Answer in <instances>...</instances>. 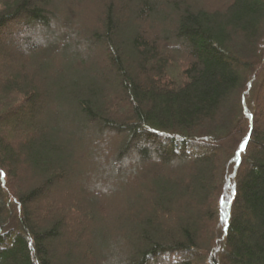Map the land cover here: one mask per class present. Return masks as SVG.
<instances>
[{
  "label": "trees",
  "instance_id": "trees-1",
  "mask_svg": "<svg viewBox=\"0 0 264 264\" xmlns=\"http://www.w3.org/2000/svg\"><path fill=\"white\" fill-rule=\"evenodd\" d=\"M94 1L0 0V36L12 24L36 32L76 19L55 71L43 59L32 70L26 49L46 54L63 28L0 54V264H91L86 255L102 252L107 227L113 264H264V131L256 126L264 116V0H225L230 5L214 12L189 0H104L100 29H92L75 6ZM49 105L61 112L60 127L47 125ZM66 131L80 143L123 137L106 167L114 173L128 163L140 174L157 163L177 170L191 163L193 174L154 173L126 200L129 218L115 229L114 220L96 218L98 228L85 219L92 235L74 246L65 234L69 215H35L71 174ZM96 204L79 198L75 210L82 205L92 216ZM191 205L199 209L194 219ZM176 215L175 228L161 221Z\"/></svg>",
  "mask_w": 264,
  "mask_h": 264
},
{
  "label": "rangeland",
  "instance_id": "rangeland-1",
  "mask_svg": "<svg viewBox=\"0 0 264 264\" xmlns=\"http://www.w3.org/2000/svg\"><path fill=\"white\" fill-rule=\"evenodd\" d=\"M194 3L200 9L214 12L216 10L223 11L224 8L230 5L229 2H225V0H189ZM104 0H95L91 3L89 7L83 6L81 10L80 4L75 6L78 16L80 15V11H85V16L87 20V25L89 28L95 29L99 28L100 25L97 22L96 12H98V7L103 4ZM54 11H59V16L62 18H66L68 15L67 9L64 7H55ZM62 21V20H61ZM76 19H71L68 24L64 23V21L58 23L57 21H52L50 25L48 24H40L36 27V32H32L26 30L23 25H10L7 27L9 31V35L3 34L0 36V54H6L10 49L15 50L17 46L23 47L28 39L31 38H39L45 39L47 37V30L50 31H58L60 28H63V36L60 38V42L51 48H49L46 54L40 53L39 55H35V53L31 54L28 49H26V59H34L35 64L31 66L32 70H37V64L39 60L42 62H49L55 71L58 68L57 55L63 49V46L68 43L74 34V24ZM57 44V45H56ZM162 50H165V43L159 44ZM17 50V49H16ZM167 50V49H166ZM169 50L174 51L175 53L185 52L181 51L177 47L169 48ZM2 52V53H1ZM18 54H21V52ZM183 54V55H184ZM47 57L46 59H44ZM45 81V79L43 80ZM46 81L45 91L48 93V96H53V92L51 91V84ZM44 84V83H43ZM262 109L264 112V92L262 94ZM60 113H56L55 107L49 105L48 110L46 112V120L48 121L47 125L51 128L60 127L62 125V116ZM258 124H256L257 129L260 131H264V116L257 117ZM65 135L61 136V140L67 141L68 143L73 141V145L69 149V152L72 154V165L70 168L71 174L63 175L62 179L58 180L56 185L50 191L49 196H47L48 200L41 204L44 208L43 210H36L35 215L37 219H46L49 215H69L68 221L66 222V235L69 237L70 241L74 246H85L87 243V239L92 235V228L89 227V223L85 221H96V226L101 228L104 220L110 223L116 221V224L112 225V228L115 229V225H120L123 221L122 217L129 218L128 211L126 212V200L135 196L140 189L141 184H148L147 179H153L154 173L158 174L160 177H167L166 170H177L172 167V169L165 168L164 166H159L157 163L154 164L153 167L146 172V174L139 173L137 171L133 172L134 165L128 163V166L124 168H120L119 171L115 173L110 171L112 169H107L108 164L110 165V161L115 155V149L119 145L120 139L123 137L118 136H102L100 139L95 141L93 138H86L84 141L80 143L75 139H70L67 135V131L64 132ZM24 134V133H23ZM24 137V135H22ZM21 136V138H23ZM28 136L31 137V134L28 133ZM38 136V135H37ZM11 146L14 149H17L18 143L13 142ZM68 150V149H67ZM107 153V154H104ZM106 155V156H105ZM134 158V157H133ZM132 158V159H133ZM177 163V162H176ZM119 168V166H118ZM178 176H181L183 179L191 176L193 174V166L192 164H188L186 167L177 170ZM139 174V178H135V174ZM147 177V178H145ZM84 197L95 198L97 204L95 207L96 212L94 215L90 216L87 213L86 209H82V205H80L81 211H76L77 201ZM145 198V196H144ZM147 200V197L144 199ZM185 201L184 204L180 205V208L183 206H189V203ZM148 205L151 206V203ZM207 207L201 208L202 212H207L209 209V203ZM35 207V206H34ZM191 209L188 210V214H190L191 218H195V212L199 210L198 208H194L191 205ZM119 214H122L119 217ZM112 217V220L109 221L107 217ZM96 218H101V222H98ZM180 215H176L174 218H164L162 217V222L169 228H175ZM132 219V218H130ZM98 222V223H97ZM107 236L105 238V242L103 244L102 252L97 251L95 257L86 255L88 261L91 264H95L94 260H98L99 264H113L112 263V253L108 251V247H110V240L115 239L113 231L107 227ZM96 237L98 239H102V233L97 231ZM117 239L121 242L120 247L126 245L125 237L122 234L116 235ZM114 242V241H113ZM77 251V250H76ZM82 253L85 254V251L82 250Z\"/></svg>",
  "mask_w": 264,
  "mask_h": 264
}]
</instances>
